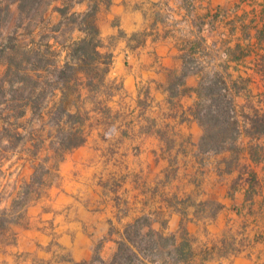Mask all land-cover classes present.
Here are the masks:
<instances>
[{
	"label": "rangeland",
	"instance_id": "rangeland-1",
	"mask_svg": "<svg viewBox=\"0 0 264 264\" xmlns=\"http://www.w3.org/2000/svg\"><path fill=\"white\" fill-rule=\"evenodd\" d=\"M53 1L38 0L32 5V0H0V51L13 47L18 51L44 50L45 36L52 34L51 29L61 19L53 10L60 3ZM86 1L73 10H86L90 2ZM100 7L107 8V0H100ZM64 24L60 41L83 36L76 24L66 20ZM134 38L136 44L143 40L135 34ZM114 42L104 39V51ZM123 64L127 65L125 59ZM4 69L1 62L0 75ZM120 85V79L108 76L98 91L87 92L81 87L82 96L72 98L80 111L89 112L84 122L88 137L84 145L61 158L50 144L58 134L48 126L43 132L35 127L25 147L16 153L14 139L2 133L0 229H8L7 235L14 234L15 241L0 243V264H69V260L111 264L121 233L136 220L145 231L151 227L170 234L185 228L196 245L226 246L221 257L213 252L214 256L209 255L213 259L206 264H230L231 260L223 258L233 250L264 264V166L257 169L261 182L253 189L249 188V165L243 157L231 172L226 170L229 153H209L192 165L184 160L177 166L172 159L158 162L150 150H141V141L134 138L136 115L126 109L119 112L121 100L128 101L120 97ZM59 97L60 92H56L47 98L49 107ZM251 105H246L250 113ZM1 122L0 118V131ZM198 131L202 136L200 125ZM39 134L45 136L44 147L31 158L28 148L39 143ZM248 136L243 133L238 140L243 149H247ZM257 138L255 142L264 149V136ZM35 166L38 171L32 179ZM250 167L255 171V166ZM21 186L32 200L26 217L18 220V208L12 201Z\"/></svg>",
	"mask_w": 264,
	"mask_h": 264
},
{
	"label": "trees",
	"instance_id": "trees-1",
	"mask_svg": "<svg viewBox=\"0 0 264 264\" xmlns=\"http://www.w3.org/2000/svg\"><path fill=\"white\" fill-rule=\"evenodd\" d=\"M37 1L32 0V5ZM55 1L60 4L54 5L53 10L61 19L51 29L52 34L45 36L44 50L24 48V51H18L13 47L8 52L0 51V64L3 62L5 65L0 75V136L5 132L14 139L12 148L15 153L18 148L25 147L28 135L37 126L41 132L48 126L50 131L54 130L58 134L54 140L51 139L50 144L60 158L66 152L84 145L88 137L84 122L89 112L83 108L84 112L80 111L72 98L75 95L77 98L82 96V88H86L87 92L97 90L107 80L113 64V53L104 51L105 45L100 36L97 18L101 9L100 0H88L90 2L87 9L80 12L73 9L76 5L87 2L86 0L74 3L72 0ZM109 5L110 0H107V7ZM220 13L221 9H217L215 15ZM64 20L76 24L75 29L83 33V36L60 41ZM135 36L142 35L137 33ZM14 40L17 41V37ZM194 56L192 50L183 56L185 68L180 75L174 76L169 88L174 94L177 86L190 72L200 75L198 85L194 88L196 98L190 107L192 118L202 128L198 150L206 154L229 153L226 161V170L229 172L233 170V165L239 164L245 151L253 163L258 162L263 156L262 146L250 145L243 149L238 145L243 133L249 136L264 133V115L253 105L250 107L252 112H246L244 105L240 107L236 99L239 92L245 89L247 79L229 81V76L214 69H186V64H197ZM35 61L39 63L35 64ZM56 92H60V97L53 107H49L47 98L55 96ZM45 115L48 116L47 119ZM3 141L1 137L0 143ZM38 141L34 149L28 148L31 158H36L44 147L45 136L39 134ZM37 171L38 166H35L32 179L36 177ZM247 173L250 176L249 188H256V172L248 166ZM45 175H50L47 167ZM26 191L21 186L12 201L18 208L15 213L18 220L26 217L32 200ZM138 221L128 225L121 233L111 264H206L213 259L215 252L221 257V251L226 249L225 245H196V239L185 228L170 234L155 231L151 227L145 231ZM7 232L8 229H0V243L10 244L15 241V235L12 234L11 237ZM235 252L237 250L231 253ZM211 253L213 256H209ZM68 262L95 264L94 261Z\"/></svg>",
	"mask_w": 264,
	"mask_h": 264
},
{
	"label": "crops",
	"instance_id": "crops-1",
	"mask_svg": "<svg viewBox=\"0 0 264 264\" xmlns=\"http://www.w3.org/2000/svg\"><path fill=\"white\" fill-rule=\"evenodd\" d=\"M223 1L110 0L98 13L102 41H115L107 45L113 53L109 76L121 80L120 97L129 101L121 100L119 112L126 109L136 115L134 138L141 141L139 148L150 150L158 162L172 159L177 166L184 160L192 165L209 155L198 150L201 133L190 112L199 73L190 72L174 94L169 88L174 76L185 68L183 56L191 50L197 67L186 64V69H214L229 76V81L247 79L237 102L240 107L245 104V111L252 103L264 115V0ZM217 9H221L218 16ZM119 33L123 36L118 37ZM136 33L143 38L139 44L131 39ZM258 135L264 133L248 136L254 141H248L245 148L259 145L255 142ZM242 157L255 166L257 184L261 182L257 169L264 166V152L254 163L247 151ZM223 259L231 260L230 264H256L243 251Z\"/></svg>",
	"mask_w": 264,
	"mask_h": 264
}]
</instances>
